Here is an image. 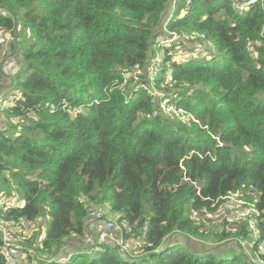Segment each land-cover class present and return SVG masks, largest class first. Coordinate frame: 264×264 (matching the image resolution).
Segmentation results:
<instances>
[{"label":"trees","instance_id":"16d2710c","mask_svg":"<svg viewBox=\"0 0 264 264\" xmlns=\"http://www.w3.org/2000/svg\"><path fill=\"white\" fill-rule=\"evenodd\" d=\"M237 2L243 11L234 0H0V30H17L11 88L20 94L3 113L26 121L17 134L0 131V218L37 228L16 264H264L235 242L225 257L247 219L216 232L193 218L251 190L254 248L264 240V0ZM171 33L180 38L161 45L171 81L164 68L153 87L192 115L185 122L151 117L158 98L145 72L137 86L126 81ZM193 34L211 57L173 60ZM99 206L127 222L124 240L139 241L127 243L132 255L94 242L56 258L70 238L84 239ZM202 235L215 245L192 247Z\"/></svg>","mask_w":264,"mask_h":264},{"label":"built area","instance_id":"2783aa9c","mask_svg":"<svg viewBox=\"0 0 264 264\" xmlns=\"http://www.w3.org/2000/svg\"><path fill=\"white\" fill-rule=\"evenodd\" d=\"M234 7L238 11H243L245 9V6L242 2H238L237 6L234 5ZM177 35H178L177 33H171L167 36H163L160 44L166 47L170 46L171 43L177 41L180 38V36L178 35L177 37ZM154 57L155 56L150 57L149 59L150 63L148 65L147 71H144L142 69H136L133 71L137 79L139 78V75L145 72L146 77L149 80V84L147 83L148 86L146 88H149L150 84L153 85V82H155V79L161 75V72L158 74L159 70L160 69L163 70L162 68L159 67V65L157 66V63L156 65L155 63L153 64L152 61ZM154 62H157V57H155ZM163 62H164L163 68L164 67L167 68L165 66L166 61L163 60ZM150 88H153V87H150ZM19 95H20L19 93L15 92L12 89L11 93L8 96L6 97L0 96V110L4 109L5 106L14 104L16 99L19 97ZM157 104H158V109L154 110L152 115L154 116L157 114L164 115L162 111V107L159 105V102H157ZM169 104L173 106V109L172 111L169 112L168 117L171 116L172 114L176 116L178 110H182L183 115H184L185 112L183 109L176 107L173 103H169ZM63 106L65 107L66 105L63 104ZM80 108L81 107H73V108H69L67 111L70 114L75 115L77 113L82 112ZM246 195H247V192H246ZM1 196H2V193L0 192V206L2 204ZM231 196L232 195L227 196L225 198V203L222 208L223 210L222 213L216 214L214 216L221 217L222 222L223 223L225 222L226 224L228 223L235 224L239 221H244L245 219H247L249 221V225L247 228V231H248L247 235L250 236V239L246 240L243 238H238L235 240V243L239 245L242 249H244L250 256H254L255 254L256 256V258L254 256L255 261L262 262L257 257V251L264 254V240L257 243V249L254 248L257 239L260 237V234L256 226H254L253 224L254 217L258 215L256 210L253 207V203L247 199H243L244 203L239 204L234 208V210L238 212H241V210L243 209L242 213L234 214L233 210H231L232 208H230L229 206L226 207V202ZM111 213L112 212L106 206H99V207L93 208L88 213V222H90L91 224H93L95 220L99 222L100 230L97 236L98 243L116 242V244L120 246V250L123 251V255L129 258V256L132 254L130 253L128 247H126V245L128 246L127 244L128 241L126 242V240H124L123 234L124 232H128L130 230V227L126 221L119 222L118 217L115 214L113 213L111 214ZM4 226H6L10 231L15 232L17 230H20V228L30 227V223L24 221L23 219H19L17 221H14V220L6 221L3 218H0V238L2 242V255L5 259L6 264H16L19 262L20 256L22 254L20 252V247H22L21 245L22 241H18L17 238L14 236V233H12V236L14 237V239L11 238L10 232L6 231L4 229ZM251 249L254 250V254L251 251Z\"/></svg>","mask_w":264,"mask_h":264},{"label":"rangeland","instance_id":"374dc122","mask_svg":"<svg viewBox=\"0 0 264 264\" xmlns=\"http://www.w3.org/2000/svg\"><path fill=\"white\" fill-rule=\"evenodd\" d=\"M237 4H238L237 0H234V5L237 6ZM15 31H17V30H15ZM191 36H192V39H188L187 42H186V48H182L180 50H177L175 48L174 49L175 52L172 49V51H171L172 57L171 58L173 60L183 61L184 59L189 58V57H197V58L203 57V59L211 57V53L212 52H210L209 46L205 45L203 42H201V43L198 42L197 35L193 34ZM177 37H178V35H177ZM159 41H160V39L158 38V43L155 46L156 47L160 46V48H158L156 50L155 54H154V56L157 57V62H154L155 61V57H154L152 62H153V64L155 63V65L157 63V66L159 65V67L164 70L165 67L163 68V60L166 61L165 62V66L167 67L166 68L167 72H166V76H165V82H170L171 81V63H172V61L170 59L166 58V51L161 47V44L159 43ZM163 70L160 69L158 74L160 72L162 74ZM131 76H132V79H129V76H127L126 77V81L128 82L130 87L137 86L139 84L140 80L136 78V75L134 74V72L131 74ZM162 85L165 86V83L162 84ZM150 87H153V85L150 84L149 88H146V89H147L148 92H150L152 95H154L155 97L158 98L157 100L159 102V105L162 107V111L164 113V116L166 118H171V119L174 118L172 115L168 117L169 112L172 111V109H173V106L169 104V103H171V102H169V98H168L170 96V94L168 92L160 91V90H158V89H156L154 87L153 88H150ZM80 109L82 111L86 110L82 106H81ZM151 117H154V115H151ZM191 117H192L191 114H187L186 115V113H184V115H183L182 110H178L177 111V119L176 120H180V121L185 122ZM14 125H15V128L11 131V134H17V132H18L17 129H20V123L19 122H17ZM250 193H251V190L247 191V195H246V193H243V192H239L237 194H231L232 196L226 202V207L229 206L230 208H232L231 210H233L234 214L242 213L243 209L241 210V212H238V211L234 210V208L237 205L244 203L243 199L249 200L250 197H251ZM3 196H4V199H6V200H11L12 202H18L17 197H14V196L8 197L7 195H4V194H3ZM202 217H204V221H206L208 226H210V228L213 229L216 232H221L222 229L229 230L228 227H225V226L222 227L221 226V224L223 222H222V218L219 217V216L218 217L217 216H213L209 212H199V213H194L193 214V218L197 222H201L202 221ZM4 229L6 231L10 232L11 238L14 239V237L12 236V233H14V236L17 238L18 241H23V244H26L25 241L32 236L33 230H36L37 228H34V227L20 228V230H17L15 232L10 231L6 226H4ZM38 232H39V229H38ZM202 237L203 238H196V240H193L192 242L194 244L192 243L193 245H191V246L195 247L196 249H199L198 247L203 249L206 245H210V246H214L215 245L213 240L210 237H205L204 235H202ZM243 239L249 240L250 236L247 235ZM131 240H135L137 243H139L138 239H136V238L129 239L128 242H130ZM88 242L89 243L87 245H90L91 241L88 240ZM233 242H235V241H233ZM202 244L204 246H202ZM126 247H128V249H132V252H134L130 243L128 244V246L126 245ZM231 256H232L231 250H227L225 252V257H231ZM21 258H22V254L20 256V259Z\"/></svg>","mask_w":264,"mask_h":264},{"label":"crops","instance_id":"0c3cea01","mask_svg":"<svg viewBox=\"0 0 264 264\" xmlns=\"http://www.w3.org/2000/svg\"><path fill=\"white\" fill-rule=\"evenodd\" d=\"M19 23L20 22H17V25H19ZM16 39V31L0 30V96L3 97H6L11 93L12 76L16 70V67L19 65V62L16 61ZM28 119H35V116L33 114H29ZM18 121L22 122L21 124L26 123V121L21 120L18 117H7L3 113V109L0 110V131L9 130L8 132L11 133V131L15 128L14 124H16ZM99 228L100 226L98 221L95 220L93 224L88 222L84 239L77 236L70 238L68 242L63 244L59 251L56 252V258H68L72 249H74L76 245H86L84 241L87 238L91 242L96 241L95 237L99 233ZM225 250H237L236 244L234 242L230 243L229 246H225Z\"/></svg>","mask_w":264,"mask_h":264},{"label":"water","instance_id":"95a60500","mask_svg":"<svg viewBox=\"0 0 264 264\" xmlns=\"http://www.w3.org/2000/svg\"><path fill=\"white\" fill-rule=\"evenodd\" d=\"M167 15H168V13L166 12V13L164 14L163 17H166ZM84 243L88 244V243H89V242H88V239H86V240L84 241Z\"/></svg>","mask_w":264,"mask_h":264},{"label":"clouds","instance_id":"9594fccd","mask_svg":"<svg viewBox=\"0 0 264 264\" xmlns=\"http://www.w3.org/2000/svg\"><path fill=\"white\" fill-rule=\"evenodd\" d=\"M87 223H88V217H87ZM97 236H98V235H97ZM97 236L95 237V238H96V241H92L91 244L94 243V242H97ZM87 239H88V238H87ZM97 243H98V242H97ZM91 244H90V245H91ZM86 245H87V244H86ZM62 259H64V258H62Z\"/></svg>","mask_w":264,"mask_h":264}]
</instances>
